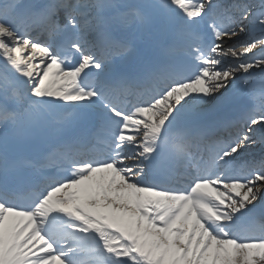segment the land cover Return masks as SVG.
<instances>
[{"label":"snow or ice","instance_id":"obj_1","mask_svg":"<svg viewBox=\"0 0 264 264\" xmlns=\"http://www.w3.org/2000/svg\"><path fill=\"white\" fill-rule=\"evenodd\" d=\"M0 264H264V0H0Z\"/></svg>","mask_w":264,"mask_h":264}]
</instances>
